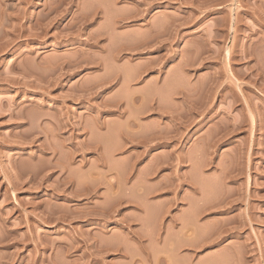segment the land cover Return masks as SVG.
Here are the masks:
<instances>
[{"label": "rangeland", "instance_id": "374dc122", "mask_svg": "<svg viewBox=\"0 0 264 264\" xmlns=\"http://www.w3.org/2000/svg\"><path fill=\"white\" fill-rule=\"evenodd\" d=\"M261 10L0 0V264H264Z\"/></svg>", "mask_w": 264, "mask_h": 264}, {"label": "bare ground", "instance_id": "6f19581e", "mask_svg": "<svg viewBox=\"0 0 264 264\" xmlns=\"http://www.w3.org/2000/svg\"><path fill=\"white\" fill-rule=\"evenodd\" d=\"M216 1H217V0H216ZM218 1H219V0H218ZM261 11H262V10H261ZM255 15H257V18H258L261 22H263V20H264V11H262V13H260V14H259V13H258V14L256 13ZM259 20H258V21H259ZM226 54H227V53H226ZM228 54H229V52H228ZM228 54H227V55H228ZM227 57L230 58L229 55L226 56V58H227ZM226 58H225V59H226ZM227 60H228V59H227ZM229 63H230V61H229ZM229 63H227V67L229 66V65H228ZM228 68H229V67H228ZM227 71H228V70H227ZM216 83H217V82H216ZM236 97H237V95H236ZM239 100H240V99H239ZM247 100H248V99H247ZM246 103H248V101H247ZM233 104H234V103H233ZM244 104H245V103H244ZM245 105H246V104H245ZM245 107H246V106H245ZM249 108H250V107H249V104H248V108H247L248 110H247L246 113L249 114L250 121H251V125H252V128H253L254 125H256V124H254L255 122L253 121V114H252V112H251V111L253 110V107H251L252 110L249 109ZM245 111H246V110H245ZM247 119H248V117H247ZM254 120H255V119H254ZM247 121H248V120H247ZM239 123H240V122H239ZM241 123H243V122H241ZM241 123H240V125H242ZM247 123H249V121H248ZM235 124H236V122H235ZM240 125H239V126H240ZM243 125H245V123H244ZM249 125H250V123H249ZM233 126H234V125H233ZM233 126H232V127H233ZM234 127H235V126H234ZM234 127H233V128H234ZM237 127H238V123H237L236 129H237ZM240 127H241V126H240ZM252 128H251V129H252ZM254 128H255V127H254ZM254 128H253V129H254ZM236 129L234 128V129H232V131H234V130H236ZM239 129H240V128H239ZM249 129H250V127H249ZM241 130H242V128H241ZM254 130H255V129H254ZM237 131H238V129H237ZM251 131H252V130H251ZM251 131H250V132H251ZM234 132H236V131H234ZM249 134L252 135L251 133H249ZM222 136H223V135H222ZM222 140H223V139H222ZM222 140H220V141H222ZM220 141H218V142H220ZM214 143H215V142H214ZM213 146H214V145H213ZM249 149H250V148H249ZM249 149H245V150H249ZM247 152H248V151H247ZM248 153H249V152H248ZM248 155H249V154H247V156H248ZM246 159H248V158H246ZM248 160H249V159H248ZM239 173H240V172H238L237 174L239 175ZM238 175H237V176H238ZM239 176H240V175H239ZM234 177H236V175H235ZM247 180H248V179H247ZM247 180H246V181H247ZM248 182H249V181H248ZM248 182H247L246 187L249 185ZM247 188H248V187H247ZM227 205H228V203H227ZM225 210H226V207H225ZM227 211H228V209H227Z\"/></svg>", "mask_w": 264, "mask_h": 264}]
</instances>
